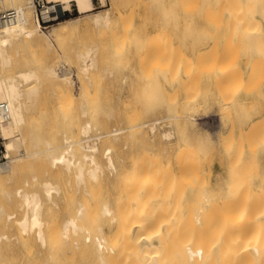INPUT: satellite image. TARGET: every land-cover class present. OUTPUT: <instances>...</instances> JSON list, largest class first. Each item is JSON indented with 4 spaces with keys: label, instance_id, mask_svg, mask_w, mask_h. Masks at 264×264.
<instances>
[{
    "label": "rangeland",
    "instance_id": "374dc122",
    "mask_svg": "<svg viewBox=\"0 0 264 264\" xmlns=\"http://www.w3.org/2000/svg\"><path fill=\"white\" fill-rule=\"evenodd\" d=\"M5 1L7 2L8 0ZM5 1L3 0L0 1V11L6 9L4 7H9L8 6L9 4H6ZM18 1L21 2L22 4H26L27 2L26 0H21V1L18 0ZM104 1L105 2L103 3L101 0H92V2H94L93 9L88 13H84V14H79L75 3L71 2V7L74 8L75 13L67 18L80 15L79 20L74 21L73 23L68 25L65 33L59 38L53 37L50 43L42 40L37 45H34L35 49L33 47L32 48L29 47L28 49L26 48L24 51H22L23 53H21V56L17 55L19 57L16 56L14 57L15 59L14 67L12 68L11 72L26 67H32L30 65H33V67L36 66L38 67L50 59H52V61L55 63L57 67L58 65L60 67L62 65V67H64L70 73V74L68 73V77L71 81L70 86L72 89V93L69 94L67 93L68 95L67 94L60 95L54 90V86L50 82V80L44 79L42 80V83L39 86L36 96H32L31 98L27 97L29 100H26L27 98L26 96H24V100L26 101V110H25L24 122L20 126V133H22V135L24 136L25 143H23L24 145H21L20 148L21 149L25 148L23 149V151L26 150L25 152L29 153L31 157L28 155L23 158V160L20 162L22 163V166L19 169V172L18 171L16 172V176H13L12 179H8V180L4 179V181L1 182L0 191L1 189L7 187L9 190L13 192L14 195L12 199L15 200L12 201L10 210L13 212H15L16 210L18 211L12 213L13 216L11 215L10 219H17L18 216L21 217L22 216L21 214L22 213L24 214L25 212L29 213V209L26 208L25 205H23L21 195L17 193V190H21L22 193L24 191L30 193L36 191L42 202L43 217H45V219L50 221L51 220L53 221L58 218L59 220L61 219L60 220L61 222L62 220L64 221V219L68 218V216L74 212V209L80 204L79 202L82 201L81 203L85 204L86 203L85 200L88 203L86 204L88 210L91 209V205H94L93 200L96 201L95 206L97 208L98 205L104 204V202L105 203L108 202L107 204L111 206L114 204L113 202H115V198H117L118 195L123 190L122 185L120 187V183L118 182L117 179L118 174L121 173L120 171H122V169H124L123 171L129 170L130 168L129 165H131L130 162L140 160L142 154H143V161L147 159V162H149L150 164H152L151 162L155 161L156 165L158 166V169H160L159 172L155 163L153 162V164L155 165L154 166L152 164L154 167L153 179L154 178H155L154 180L157 179L155 182L160 181L159 178L163 179V181L161 180L162 182L157 183V187L160 189V191H162V193L160 192V197H162L161 200L164 201L166 199V201L161 202L160 204L166 206L168 209L165 212L171 211L170 212L171 215L181 214V217L178 218L180 220H183L181 219L183 218L182 214L184 215L188 213L189 209L194 204L197 205L199 203L195 201L196 194L198 195L196 200L199 201L200 200L199 198L203 197L202 195L206 196L207 193H208L207 196H212L214 194L213 195L215 198L214 202H216L214 204L215 205L217 204L220 207H223L221 205L226 203L229 208L235 209L240 204L239 200L240 199L244 200L245 197V201H248L255 207H258L264 213L263 211L264 210V205H263L264 204V195H263L264 194V182H263L264 181V141L258 143L255 142V139L257 141L258 140L260 141V138L261 140H264L261 137V134H264V129H263L264 128V121H263L264 120V69L262 75H259V77H256V79H253L254 81L256 80L255 84L253 82H252L253 84H251L252 80H249L250 82L249 84V82H247L248 81L247 78H244L245 80L244 79L238 80L236 78L233 79L234 81L232 80L233 83L235 82V80L236 82L243 80L244 83L243 81L240 82L243 83V85L240 84L241 85L240 87H239V83L238 86L236 84L234 86L235 87L234 89L232 88L234 84L232 85V83L230 84L226 80L225 84L227 86L225 85L224 87H226L227 89H225L226 90L225 94L224 93L222 94V92L224 91L222 92L220 91V88L222 89V87H220L222 86L220 85V82L224 84L225 82L224 78L217 77L220 78L218 80L214 75L208 74L207 65L209 64L208 62L213 60L212 59L213 57H211L210 60V55H214L212 54L213 53L212 50L215 51L216 48L217 51L216 53H219L218 51L220 48V50L222 49L223 51V48H221L223 44L222 42H224V40L226 42L227 39L233 37V35L235 36L234 31L229 30L230 31L229 33L228 30L224 31L222 29L223 30L222 31L220 28L213 29V27H209L211 29L210 30L208 26H206L207 27L206 28L205 26L203 27V25H200L198 18H194L192 19V21L186 24L185 21L181 18V16L178 15L176 12L174 13V11L172 10L173 9L172 0H104ZM40 2L42 3L43 0H40ZM33 4L37 10L41 8L39 5H36L37 0H33ZM254 7L257 11L256 10L252 11L251 5H248L249 12L247 11L248 12L247 15L249 17V20L250 18L253 19L255 18L256 20L258 19V21L263 24L264 23L263 17L261 15L259 6L255 5ZM28 10L32 15V8L29 7ZM258 11H260V13ZM96 12L102 14L108 12L111 22H109L106 25L95 24V22L92 20H93V15ZM155 20H158L161 23L159 28L155 29V28L145 27L147 22L155 21ZM54 22L56 21L43 22V20L41 19V24L43 28H48V26ZM176 24L178 26H176ZM217 29L218 30L220 29V31L222 32H219ZM262 29H264V25H262ZM209 31L212 35L209 33ZM228 33L229 35H227ZM239 34H240L239 40L245 42L247 38V40H249L247 41V44L250 45L251 47V48L249 46L246 47V43H244L245 44L244 46L245 48H244L241 45L242 43L240 44L241 45L240 46L239 41L237 39L236 40L234 39L235 41H238V44L236 43V45L237 46L239 45L238 47L235 46L238 52H236L235 50L234 51L236 52L237 55H240L241 53L242 55L241 57H243L245 56V52H244L245 50L246 52L252 51V48L255 44L254 42L255 38L251 33H249L250 35L249 34L245 35L242 33ZM263 34H264V30H263ZM214 39H216V41ZM230 40L231 38L228 41L230 42ZM144 41L149 42V47H148L149 50L148 49L145 50V48L143 49L141 47ZM211 43L214 45H212ZM209 46L210 48L208 49ZM89 47L94 49L95 65L94 67L90 68L88 73H84L81 71L82 58L80 55L84 53L85 50ZM229 47H230L229 49H232L230 45ZM42 48L44 50H42ZM152 48H153V53H151ZM226 49L228 51V48ZM143 52H145L146 54ZM203 52H205V56L207 55L209 56L208 58L209 60H206L207 57L205 58ZM230 52H233V49ZM142 54L144 55L142 56ZM152 54H154L153 59L151 58ZM199 55L200 57H204V59L208 61L204 68H203L204 65L202 63L203 59L199 58L198 60H196ZM45 56H47L48 58L46 59ZM20 57L22 60L19 59ZM22 57L26 58V60ZM244 59L245 58H241V61H244ZM16 60L19 61L15 62ZM157 60H161V61L157 62ZM199 60H200V64H199ZM165 61L168 62L164 63ZM184 61L188 63H185ZM206 61H204V63ZM162 63H164L165 65H163ZM19 64L22 66H19ZM156 65H158V68H161L160 65L161 66L163 65L164 67H162L160 71V69H158ZM177 65H179V67H177ZM192 65H194L195 68ZM166 68L168 70H166ZM170 68L171 69L174 68V70L173 69L170 70ZM193 68L195 70H193ZM145 69L148 73H145L146 72ZM243 72L245 75V71ZM150 73L151 76L149 75ZM145 75H147L149 78L148 79L145 78L146 77ZM153 77L157 78L155 79V81H157L156 83L157 86L155 87L156 89L154 90V94L152 90L154 89ZM175 77H177V79ZM186 77L188 78L186 79ZM143 78L144 80H142ZM80 79L82 82L80 81ZM184 80L186 81L188 80V81L186 82ZM188 82L191 83L190 85L192 86L191 88L193 90L188 89V87L190 86ZM80 83L84 86L85 90L87 89L86 91L84 90L85 92L81 90L82 87ZM184 83L187 86H185ZM247 84L249 85L247 86ZM26 85L27 84L23 85L22 88L23 90H25V88L27 87ZM158 86H160V88ZM244 86H246L245 88L250 87L251 90L245 89ZM228 90H231V92ZM188 91L190 93L193 91L196 92L197 101H194V104L193 102H190L189 101L190 99L187 97L189 93ZM228 92H230L231 94L233 93V99H232L233 101L230 103V105L223 103V98L227 94H229ZM170 93L171 95L174 94L176 95H174L172 98V96H170ZM168 95L171 97V99L167 97ZM223 95L225 96L223 97ZM235 98L236 101H234ZM171 100L173 101L171 102ZM233 103L235 106L233 105ZM231 104L233 108L230 107ZM250 104L252 106H250ZM254 108H257V110L256 109L254 110ZM173 110H175L176 112ZM169 116H171L172 118ZM174 116L177 118H175ZM185 116H187V119H185L186 118ZM157 118L158 120L155 124V129L151 131L149 129L150 128L149 122ZM86 121H90L91 123V128L88 134H86L91 136L88 138V141L91 143L94 141V143H96V146H98L97 157L103 166L102 170L98 172L99 178H96V180L94 179L95 181L91 180L92 177L89 174L87 175V170H86L88 169L87 163L84 165L83 168L84 171L82 174L83 177L82 176L79 177L76 175L79 171L77 168L78 165L72 164L70 167H67L63 162H58L57 164L54 165H52L50 162L49 153L51 154L52 151L59 152L60 150H62L60 145L65 144L67 137H72V140H81L86 136L85 134L82 133V126ZM182 123H184V125ZM257 124H259V127L262 126V128H259ZM134 126L136 128H134ZM116 128H123V129L119 133L116 134L111 133ZM246 129L247 131H245ZM248 129H250L251 131ZM259 129H261V131ZM257 130L259 131V133ZM167 131L171 132L172 137L170 136V138L167 137L165 138V136H163L164 132ZM229 133H232V135L230 134V137H229ZM254 134L255 136H253ZM246 136L247 138H245ZM231 137L233 139L230 141L229 139H231ZM38 138L40 139V141L37 143L36 139ZM168 139L169 140L172 139V140L169 141ZM182 139L185 142H188L189 145L192 142L194 143V144L192 143L189 146L190 150L192 151H189L187 143H185ZM219 139L220 140L222 139L224 141L222 140L220 141ZM176 141H179L180 143L179 142L177 143ZM248 144L254 145L253 146L254 150L251 149L252 145H250L251 147L250 146L248 147ZM47 145L48 147H50L51 145L60 146V147L55 150H49L43 153H36V154L32 153V151L36 152L37 150H41V149L43 150L47 148ZM108 145L110 146L113 145L111 154L115 160L117 159L115 161V164L116 162L118 163L116 164V170H113L108 166L106 155L102 154L104 148L107 147ZM141 146L143 149L141 148ZM240 146L242 147L241 150L240 148H238ZM193 147H195L197 152L200 151L201 154L199 152L197 153ZM258 147L261 149H259ZM185 148H187L186 149L187 153L185 154L184 159L181 160V162L179 161L180 162L179 164L174 159V154L175 152H178ZM169 151L170 154H167L169 153ZM190 152L193 154L192 156L194 158L191 156ZM206 152L208 153L211 152L210 154L212 156H209V154ZM236 152L239 153L238 154L239 156L237 155ZM146 153L148 154L147 156ZM15 154H16L15 151L10 152L11 156ZM170 155L173 156L170 157ZM204 155L207 156L205 157ZM208 156L210 157L208 160H203V159H207ZM78 157L79 155L77 153L73 158L76 161ZM151 157H153L154 159ZM188 157H190L191 159ZM167 159H169L170 162ZM165 160H167L168 162ZM250 160H254L253 161L254 163ZM123 161L125 162L126 165H124ZM166 162L168 164H166ZM246 162H248V164ZM249 162H251L252 165H250ZM164 163L167 166H164L165 165ZM189 163L190 165H186ZM192 165H196L197 170L194 171L193 168L195 169V166L193 167ZM255 165L257 166V168ZM125 166L127 167L125 168ZM254 168L257 170H254ZM145 169H143V172H147L149 170L147 168ZM189 169L190 171H188ZM247 169L248 171L250 170V172H248L247 176L245 175L244 177V173ZM161 172L162 174L164 173V175L161 176L160 174ZM193 172H196L194 175H197L198 173L201 172L202 173L201 175L199 174L196 176L197 179L194 178L193 180L192 179ZM145 174L146 173H143V175ZM84 176H86L89 179H87ZM77 177L82 178L84 182L86 179V182L83 183L82 180L81 179L79 180V178ZM199 177L200 178L202 177L201 179L202 181L199 179ZM236 177H239V179ZM47 180H49V182L52 181L51 184L52 185L55 184V187L57 188V192L55 190L56 188L54 189L55 192L54 190L51 192L50 199L49 196L43 193V189H42V181H47ZM78 181H80L79 184ZM98 181L102 182L103 184L99 183ZM155 182L152 181L151 185H153V183ZM182 182H184L183 185H180L182 184ZM215 182L217 185H215ZM231 184L232 187L234 186L233 188L231 187ZM226 186L228 187V189ZM238 186L240 187L238 188ZM83 187L86 188L84 189ZM235 187L238 188V190ZM91 188H93V190ZM244 188L247 189V191L244 190ZM204 190H206V192ZM260 190L261 193L258 194ZM91 191L92 193H94V191L97 192L96 198H94L96 196L95 193L92 194ZM113 191H115L116 195H113L114 193ZM234 191L235 192L238 191V192L235 193ZM245 191L247 192L248 196L247 194L243 196V193L244 194L246 193ZM102 192H104V194H101L100 196V193ZM202 192L205 193L203 194ZM168 193L169 195H167ZM87 194H90L91 198ZM230 194L232 196H230ZM261 194L263 195V197L261 196L263 200L260 197ZM86 196L89 198H87ZM83 197L86 199H84ZM104 197L106 198V200L104 199ZM259 198L261 201H263V204L260 202ZM82 199L84 200V202ZM102 199L104 200V202L102 201ZM99 201L102 202H100L99 204ZM193 201H195V203ZM172 202L176 204L172 205ZM254 202L257 204H255ZM226 204H224V206ZM179 206H180L179 208L180 211L177 210ZM25 208L27 211H25ZM92 208H94V206ZM173 212L174 214H172ZM101 218L103 221L102 226L100 224V220L98 219V217L97 219L99 220V224H97L98 222L95 223V220L97 219L95 218V220H93L94 218L92 217L90 221H88L89 219L85 218L84 223L86 226H89L90 228H93L90 226V222H92L91 224H94L96 226L93 228L94 234H97L98 232L100 233V231H102L107 236H110L111 231L113 229V225L112 223L109 222L108 216L105 217L100 216V219ZM174 220L176 221L177 218ZM180 220H178V222H181ZM109 223L111 225H109ZM97 225H99L98 226L99 228H97ZM6 229L7 230L9 229L8 226H6L5 230ZM25 234L26 233L23 232V235ZM33 236L34 235H32V237ZM32 237H28V239H23L22 240L23 244L20 243L21 242L20 240L17 241L13 240L12 241L13 244L11 243V245H9L7 249H5L6 251L3 250L2 252H0V256L4 257L5 255L4 258H6L5 262L7 264H9L10 262H11L10 264L12 263L16 264V262H18L17 264H26V262L27 264H30L32 260L31 258L35 254L34 249H36L35 255H37L38 253H40L39 255H42V251L44 250V247H41L39 241L35 237L34 239ZM34 242L38 244L35 245ZM29 246L30 247L32 246L30 250H28ZM39 246L41 247V250ZM21 252L22 254L24 253L26 257L22 255ZM10 254L13 256L12 258H10L11 257ZM17 256H20V258L18 259L19 261L17 260L18 258ZM15 258L16 261L13 262ZM20 260L23 261H21L20 263Z\"/></svg>",
    "mask_w": 264,
    "mask_h": 264
},
{
    "label": "bare ground",
    "instance_id": "6f19581e",
    "mask_svg": "<svg viewBox=\"0 0 264 264\" xmlns=\"http://www.w3.org/2000/svg\"><path fill=\"white\" fill-rule=\"evenodd\" d=\"M0 1H2V0H0ZM3 1H5V0H3ZM17 1L18 0H8L7 2L5 1L6 4H9L8 5L9 7H4V8H6L4 10L15 9L17 11V15L11 22L5 23V24L0 26V102L4 101L8 104L9 113H10L9 119L4 124H2V126L0 128L2 135L6 139L5 140L6 153H7L8 157L10 158V161L8 164H6V165L0 164V185H1V182L4 181V179L8 180V179H12L13 176H16V172L17 171L19 172V169L22 166V163H20V162L23 160V158L25 156H28V155L30 156L29 153L25 152L26 150L23 151V149H25V148H23V147H22L23 149L20 148L21 145H24L23 143H25L24 142L25 141L24 136L22 135V133H20V126L24 122L25 110H26V101L24 100V96H26V98L27 97L31 98L32 96H36L38 89H39V86L42 83V80H44V79H49L50 82L54 86V90L57 93H59L60 95L72 93V89L70 86L71 81L68 77L69 72L64 67H62V65H61V67L59 65L57 67L55 65V63L52 61V59H50V60L44 62V64H42L41 66H38V67L37 66L33 67V65H30L32 67H26L25 66L26 68L18 69V70H15L14 72H11L12 68L14 67V60H15L14 57L15 56L19 57L17 55L21 56V53H23L22 51H24L26 48L28 49L29 47L34 48V45H37L42 40L50 43L53 37L59 38L60 36H62L65 33L68 25H70L74 21L79 20L80 15L75 16V17L65 18L62 20H58V21L50 24L48 26V28H43V26L41 24V19L47 20V19L51 18L52 14H51L50 10H51L53 2L62 3L63 6L67 9L70 8L71 2H74L76 7H77V11L79 12V14L88 13L89 11H91L93 9L92 0H43L42 7L39 10H37L36 7L34 6L33 0H26L27 1L26 4H22L21 2H19V1L17 2ZM101 1L103 3L105 2L104 0H101ZM172 3H173L172 4L173 9L172 10L174 11V13L176 12L178 15H180L186 24L188 22L192 21V19L198 18L200 25H203V27L208 26V28L213 27V29L220 28L221 30L223 29L224 31L228 30L229 33H230V31H234L235 36L233 35V37H230L231 38L230 42L228 41L230 38L229 39L226 38L227 41L225 42V40H224V42H222L223 44H222L221 48H223V51H222V49L220 50V48L218 51L219 53H216L217 52L216 48H215V51L212 50L213 51L212 54H214L215 56L210 55V60H211V57H213L212 58L213 60H211L210 62L206 61V60H209L208 59L209 56L207 55V53H206L207 56H205L206 51L203 52L205 58L207 57L206 60L204 59V57H200V55L196 59V60H198L199 58L203 59V62H202L204 65V66L202 65L203 68L205 67L207 62L209 63L207 65L208 67L206 66L208 74L214 75L216 78L217 77H223L224 78V80H225L224 84L220 82V85H222V86H220V87H222V89L220 88V91L221 92L224 91V92H222V94L223 93L225 94V91H226L225 89H227L226 87H224L226 85L225 84L226 80L230 84L231 83H232V85L234 84L233 87L230 85L234 89H235L234 86L236 84L238 86V83H239V87H240L241 86L240 84L243 85V83H244L243 80H242L243 83H240L242 81L236 82V80L233 83V81H234L233 79H236V78L238 80L247 78L248 79V81L246 79L247 82H249V80H252L251 84H253V83L255 84L256 80L254 81L253 79H256V77H259V75H262V72L264 69L263 68V66H264V38H263L264 34H263V30L264 29H262V25H264V23L262 24L261 22L258 21V19L256 20L255 18L254 19L250 18V20H249L247 13L249 12L248 11V5H251L252 11L253 10L255 11L256 9L254 6L258 5L259 9L261 11V15L263 17V22H264V0H172ZM29 7L32 8V15L30 14V12L28 10ZM253 7H254V9H253ZM1 11H3V10H1ZM260 11H258V12L260 13ZM250 13H251V11H250ZM251 19H252V21H251ZM92 21H94L95 24H99V25L100 24L106 25L109 22H111L109 15H108V12H105L104 14L99 13V12L94 13ZM160 25H161V23L158 20H155V21L147 22L145 27L157 29L160 27ZM176 26H178V25L176 24ZM191 26H193V25H191ZM81 28H84V27H81ZM200 29H202V28H200ZM220 29L219 30L217 29V30L219 32H222L223 30L220 31ZM70 33H71V31H70ZM209 33H210V31H209ZM229 33L227 35H229ZM239 33H242L245 35L251 33L253 35V37L255 38V39L253 38L255 44L252 48V51L246 52V50L245 51L243 50L245 52V56H243V57H241L242 56L241 53H240V55L236 54V52H238V50H236V47H238L241 43H242L241 45L243 47L245 46L244 43H246V47L247 46L250 47V45L247 44V41H249V40H247V38H246L245 42H242V40H239V36H240ZM245 35H243V36H245ZM252 35H251V38H252ZM211 38H212V36H211ZM234 39L235 40L237 39L239 41L238 46L236 45V43L238 44V41H235ZM240 39H242V38H240ZM214 40L216 41V39H214ZM234 41H235V43H234ZM145 42L146 41L143 42L141 47L143 49L145 48V50H146L149 47V42L148 41L146 43ZM225 43H228V44H225ZM232 43H233V45H232ZM204 44H207V43H204ZM211 44H210V46H211ZM212 45H214V44H212ZM229 45L232 47L233 52H230L232 49H229L230 48ZM210 46L208 47V49L210 48ZM226 48H228V51ZM257 49H259V50H257ZM42 50H44V49L42 48ZM141 53H142V51H141ZM143 53H145V52H143ZM151 53H153V48H152ZM143 55L144 54H142V56ZM153 55L154 54H152V57L150 56L152 59L154 58ZM80 56L82 58L81 71L84 73H88L90 68L94 67V65H95L94 49L89 47ZM192 57H193V55H192ZM22 58H24V57H22ZM45 58L47 59L48 57L45 56ZM178 58H179V56H178ZM241 58H245L244 61H241ZM19 59H21V57ZM24 59L26 60V58H24ZM18 61L16 60L15 62H18ZM148 61H150V60H148ZM158 61H161V60H157V62ZM204 61H206V62L204 63ZM154 62H156V61H154ZM166 62H168V61H165L164 63H166ZM184 62L188 63L186 61H184ZM164 63H162V64L165 65ZM174 64H176V63H174ZM199 64H200V60H199ZM163 65L162 66L160 65V67L161 68L164 67ZM167 65H169V64H167ZM19 66H22V65L19 64ZM192 66H194V65H192ZM156 67L158 68V65H156ZM177 67H179V65H177ZM161 68H158V69H160V71H161ZM194 68H195V66H194ZM194 68H193V70H195ZM172 69L174 70V68H172ZM172 69L170 68V70H172ZM166 70H168V69L166 68ZM177 70H178V68H177ZM145 71H146V69H145ZM243 71H245V75H244ZM172 72H174V71H172ZM145 73H148V72L146 71ZM149 75L151 76V73ZM145 76H146L145 78H147V79L149 78L147 75H145ZM153 78H154V89H152V90H153V94H154V90L156 89L155 87L157 86L156 85L157 81H155V79H157V78H155V77H153ZM175 78L177 79V77H175ZM187 78L188 77H186V79ZM189 78H190V76H189ZM217 79L219 80L220 78H217ZM142 80H144V78ZM166 80H167V77H166ZM80 81H81V79H80ZM184 81H186V80H184ZM185 83H184V85H185ZM24 84H27L26 85L27 87L25 88V90L22 89ZM190 84L191 83H189V85ZM245 84H246V82H245ZM249 84H250V82H249ZM249 84H247V86ZM194 85H195V83H194ZM185 86H187V85H185ZM254 86H257V85H254ZM81 87H82L81 90L84 91L85 89H84V86L82 84H81ZM158 87L160 88V86H158ZM191 87L192 86L190 85L188 87V89L191 90L192 89ZM223 87H224V89H223ZM231 87H229V88H231ZM245 87L246 86H244V88ZM250 87H251V85H250ZM250 87L245 88V89H250ZM149 88H148V91H149ZM151 88H153V87H151ZM255 88H257V87H255ZM162 89H164V88H162ZM194 89H196V88H194ZM197 90H195V91H197ZM195 91H193L191 93L189 91H188L189 93L187 92L188 93L187 97L190 99L189 100L190 102H193V104H194V101H197ZM228 91L231 92V90H228ZM257 91H258V89H257ZM230 92H228L229 94H227L226 96L223 95V97L225 96L224 98L222 97L224 104L230 105V103L233 101L232 100L233 99V93L231 94ZM258 93H259V91H258ZM255 94H257V93H255ZM174 95H176V94H174ZM174 95H171V93H170V96H172V98ZM170 96L168 95L167 97L171 99ZM28 98L26 100H29ZM236 98L234 101H236ZM172 101L173 100H171V102ZM190 104H192V103H190ZM233 105H234V103H233ZM243 105H245V104H243ZM250 106H252V105L250 104ZM230 107H232V104ZM190 108H191V106H190ZM255 109L257 110V108H254V110ZM171 110H172V108H171ZM219 110H221V109H219ZM173 111H175V110H173ZM255 112H257V111H255ZM246 114H248V113H246ZM169 117H171V116H169ZM185 117H186L185 119H187V116H185ZM175 118H177V117H175ZM157 120H158V118L149 122V124H150L149 129L151 131L153 129H155V124H156ZM246 120H247V118H246ZM182 124L184 125V123H182ZM231 125H232V123H231ZM235 125H236V123H235ZM257 126L259 127V124H257ZM90 128H91L90 121H86L84 123V125L82 126V133L85 135L88 134ZM134 128H136V127L134 126ZM259 128H262V126ZM122 129L123 128H116L113 131L111 130L112 131L111 133H113V134L119 133ZM180 129H181V127H180ZM238 129H239V127H238ZM250 129H251V126H250ZM250 129H248V130H250ZM259 130L261 131V129H259ZM245 131H247V129ZM228 132H227V134H228ZM258 133H259V131H258ZM133 134H134V131H133ZM230 134L232 135V133H229V137H230ZM243 134H246V133H243ZM171 135H172L171 132L167 131V132H164L163 136H165V138L166 137L170 138ZM258 135H260V134H258ZM97 136H100V135H97ZM253 136H255V134ZM89 137H91V136L86 135L81 140H72V137H67L65 144L60 145L62 150H60L59 152H55V151L53 152L52 151L51 154L49 153L51 164L54 165V164H57L58 162H63V163H65V165L67 167H70L72 164L78 165L77 168L79 171L76 175L81 177L83 172H84L83 171L84 165L87 163L88 164V169H86L87 175L89 174L93 178V179L91 178V180H94V179L96 180V178H99L98 172L102 170L103 166L97 157L98 146H96V143H94V141L92 143L89 142L88 141ZM178 137H179V135H178ZM223 137H226V136H223ZM261 137L264 139V134H261ZM245 138H247V136ZM178 139H180V138H178ZM232 139L233 138L231 137V139H229V140L231 141ZM36 140H37V143L40 141L39 138ZM171 140H169V141H171ZM245 140H247V139H245ZM222 141H224V140H222ZM261 141H264V140H261V138H260V141L259 140L257 141L255 139V142H257V143L261 142ZM176 142L178 143L179 141H176ZM217 142H219V141H217ZM246 142H248V141H246ZM185 143H187L189 151H192V150H190L189 146L193 142L190 143V145L188 142H185ZM257 143H255V144H257ZM39 145H40V143H39ZM239 145H241V144H239ZM250 145H252V144H250ZM250 145L248 144V147ZM60 146H55V145L52 146L51 145L50 147H48V145H47V148H45L43 150L42 149L37 150L36 152L32 151V153L33 154L43 153V152H46L49 150H55V149L59 148ZM112 146L108 145L107 147H105L102 154L106 155V160H107L108 166L111 169L116 170V164H118V163L116 162V164H115V161L117 159L115 160L112 157V154H111ZM142 146H141V148H142ZM253 146L254 145H252V148H251L252 150H254ZM178 148H181V147H178ZM193 148L195 149V147H193ZM238 148H240V150H241L242 147L240 146ZM186 149L187 148L182 149L178 152H175V154L172 153V154H174V159L179 164H180L181 160L184 159L185 154L187 153ZM259 149H261V148H259ZM12 151H15L16 154L11 156L10 152H12ZM145 151H148V150H145ZM215 151H217V150H215ZM196 152H197V150H196ZM198 152L200 153V151H198ZM77 153H78L79 157L75 161V159L73 157ZM157 153H158V150H157ZM193 153H195V152H193ZM206 153H208V152H206ZM210 153L211 152L208 153L209 156H212ZM253 153H254V151H253ZM167 154H170V151ZM238 154L239 153H237V155ZM147 155L148 154L146 153V156ZM192 155L193 154L191 153V156ZM199 155H198V157H199ZM234 155H235V152H234ZM132 156H131V158H132ZM172 156L170 155V157H172ZM204 156L206 157L207 155H204ZM209 156L207 159H203V160H208L210 158ZM153 157H154V155H153ZM153 157H151V158H153ZM252 157H254V156H252ZM188 158H190V157H188ZM232 158H233V156H232ZM165 159H166V157H165ZM130 160H132V159H130ZM148 160H149V158H148ZM167 160L169 161V159H167ZM167 160H165V161H167ZM151 161H153V160H151ZM250 161L253 162L254 160H250ZM12 162H13V164H12ZM153 162L155 163V161H153ZM153 162H151V163L153 164ZM167 162H166V164H168ZM130 163H131V165H129V167H130L129 170L123 171L124 169H122L123 172L120 171L121 173L118 174V178L115 176L118 179V182L120 183V187L122 185L123 190L118 195V197L115 198V202H113L114 203L113 205H111V206L108 205L107 204L108 202L105 203L104 200L102 199L104 204H100V202H102V201H99V204L102 206L98 205V208H97L95 206L96 201L93 200L94 205H91V209L88 210L86 207V204H88L87 201L85 200V202H86L85 204L81 203L82 202L81 201V202H79L80 203L79 205L77 204L78 206L74 209V212L73 213L71 212L72 214L69 213L70 215L68 216V218L64 219V221L62 220V222L60 221L61 219L59 220V218L55 219L53 221L52 220L50 221V220L45 219V217H43L42 202H41L39 195L36 191L31 192V193L24 191L22 193L21 190H17V193L21 195L22 203H23V205L26 206V208L29 209V213L25 212V211H27L25 208V211H24L25 213L24 214L22 213L21 217L18 216L17 219H10L11 218L10 216L12 215V213L18 212L17 210L15 212L10 210L12 201L15 200V199H12L14 195H13V192L11 190H9L7 187L1 189V191H0V194H1L0 195V252L7 249V247L9 245H11L13 240H16V241L20 240L21 242L20 241L19 242L23 244V241H22L23 239H28V237H32V235H34L32 238L34 239V237H35L39 241V244L41 245V247H44V250L42 251V255H39L40 253L35 255L36 249H34L35 254L31 258L32 260H31L30 264H264V213L258 207H255L250 202L245 201V197H244V200H242V199L239 200L240 204L235 209H231L227 206L226 203H224V204H226L225 206H224V204L221 205L223 207H220L219 205L216 204L217 206H219V207H217L214 204V203H216V202H214V200H215V198L213 196L214 194L212 196H207L208 193L206 194V196L202 195L203 197H200L199 201L196 200L198 197V195L196 194L195 201H197V203L198 202L199 203L197 205H195L194 204L195 201H193L194 205L189 209L188 213H186L184 215L182 214L183 218H181V219H183V220H180L178 218L181 217V214L171 215V213H170L171 211L165 212L168 208L166 206L160 204L161 202H165L166 199L164 198L165 199L164 201L161 200L162 197H160V192L162 193V191H160V189L157 187V183L162 182L163 179L159 178L160 181H157V182H155L157 179L156 180H154L155 178L153 179V177H154L153 165L154 164L152 165L149 162H147V159L143 161V154L141 155L140 160L132 161ZM197 163H198V161H197ZM246 163L248 164V162H246ZM166 164L164 166H167ZM169 164H171V163H169ZM181 164H183V163H181ZM191 164H192V161H191ZM249 164L252 165L251 162H249ZM18 165H19V167H18ZM124 165H126L125 162H124ZM155 165H156V163H155ZM186 165H190V163L186 164ZM196 165H192L193 167L195 166V169L192 167L194 171L197 170L196 168L198 165L197 166ZM126 167L127 166H125V168ZM156 167L158 169L157 165H156ZM145 168H147L149 170L147 172H143V169H145ZM256 168H257V166H256ZM158 170L160 172V169H158ZM254 170H257V169L254 168ZM145 171H146V169H145ZM180 171H182V170H180ZM188 171H190V169ZM248 172H250V170L248 171V169H247L245 171L246 174L244 173V177H245V175L247 176ZM100 173H102V172H100ZM143 173H146V174L143 175ZM171 173H173V172H171ZM195 173L196 172H193V174H192L193 180H194V178H196L197 175H199V174L201 175L202 172L198 173L197 175H194ZM155 174H156V172H155ZM160 174H161V176L164 175V173L162 174V172ZM157 175H158V173H157ZM189 176H190V174H189ZM79 177H77V178H79ZM84 177H86V176H84ZM164 178H165V176H164ZM176 178H175V180H176ZM236 178L239 179V177H236ZM80 179L82 180V178H79V180ZM87 179H89V178H87ZM199 179L201 180L202 177L201 178L199 177ZM260 179H261V177H260ZM49 180L42 181V189H43V193L46 194L47 196H49V199H50L51 192L56 187H55V184L52 185L51 184L52 181L49 182ZM234 180H235V178H234ZM152 181L155 182V183H153V185H151ZM82 182L85 183L86 179H85V182H84V180H82ZM197 182H199V181H197ZM216 182H215V185H217ZM238 182H241V181H238ZM79 183H80V181H78V184ZM99 183L103 184L102 182H99ZM174 183H177V182H174ZM183 183L184 182H182V184H180V185H183ZM197 184H199V183H197ZM243 184H245V183H243ZM261 184H263V183H261ZM244 186H246V185H244ZM231 187H232V184H231ZM239 187L240 186H238V188ZM238 188H236V189L238 190ZM91 189L93 190V188H91ZM227 189H228V187H227ZM55 190L57 192V188ZM55 190H54V192H55ZM88 190H90V189H88ZM244 190L247 191V189H245V188H244ZM261 190H260V192H258V194L261 193ZM95 191H97V190H95ZM95 191H94V193L96 195L97 192H95ZM204 191L206 192V190H204ZM113 192H114L113 195H116L115 191H113ZM205 192H202V193L204 194ZM213 192H214V190H213ZM237 192L238 191H236L235 193H237ZM84 193H85V191H84ZM91 193H92V191H91ZM94 193H92V194H94ZM197 193H199V192H197ZM101 194H104V192L100 193V196H101ZM231 194H230V196H232ZM246 194H247V192L245 194L243 193V196H245ZM87 195L90 196V194H87ZM105 195H106V192H105ZM167 195H169V193ZM263 195L261 194L260 197L261 196L263 197ZM247 196H248V194H247ZM96 197H97V195L94 198H96ZM167 197H169V196H167ZM262 197H261V199L263 200ZM87 198H89V197H87ZM90 198H91V196H90ZM106 198H107V196H106ZM106 198L104 197L105 200H106ZM240 198H242V197H240ZM84 199H86V198H84ZM113 199H114V196H113ZM113 199H112V201H113ZM234 199H237V198H234ZM251 199H250V201H251ZM100 200H101V198H100ZM259 200H260V198H259ZM257 201H258V199H257ZM83 202H84V200H83ZM260 202L263 204V201L260 200ZM175 204L172 202V205H175ZM255 204H257V203H255ZM93 206H94V208H92ZM173 207H175V206H173ZM179 208H180V206L178 207L177 210L180 211ZM45 210H47V209H45ZM177 210H175V211H177ZM165 213H167V214H165ZM99 214H101V215H99ZM102 214L104 217L108 216L109 222L112 223V225H113V229L111 231L110 236H107L102 231H100V233L97 231L98 233L94 234L93 228L96 226L94 224H91L92 222H90V226L93 227V228H90L89 226H86L84 223L85 218L89 219L88 221H90L91 217L94 218L93 220H95V218L97 219V217H98V219L100 220V224L102 226L103 221H102V218L100 219V216L103 217ZM172 214H174V212ZM176 218H177V220L175 221L174 219H176ZM98 219L95 220V223L98 222L97 224H99ZM184 219H185V221H184ZM103 220H104V218H103ZM178 220H180L181 222H178ZM110 223H109V225H111ZM6 226H8V228H9L8 230L6 229L7 231L5 230ZM98 226L99 225H97V228H99ZM23 232L26 233L25 234L26 236L23 235ZM67 239H68V241H67ZM20 243H19V245H20ZM34 243H35V245L38 244L36 242H34ZM35 245H34V247H35ZM31 247L29 246L28 250H30ZM41 247H40V250H41ZM66 248L68 250L69 249L70 250L68 251ZM12 249H13V247H12ZM22 250H23V247H22ZM21 254H22V252H21ZM21 254H18V255H21ZM22 255H24L26 257V255L24 253ZM4 257H5V255H4ZM4 257L0 258V264H7L5 262L6 258H4ZM12 257L13 256L11 255L10 258H12ZM17 257H18L17 258V260H18L20 258V256H17ZM22 259H24V258H22ZM14 261H16V258L13 260V262ZM21 261H23V260H20V263H21ZM17 263L18 262H16V264ZM26 264H27V262H26Z\"/></svg>",
    "mask_w": 264,
    "mask_h": 264
},
{
    "label": "built area",
    "instance_id": "2783aa9c",
    "mask_svg": "<svg viewBox=\"0 0 264 264\" xmlns=\"http://www.w3.org/2000/svg\"><path fill=\"white\" fill-rule=\"evenodd\" d=\"M40 7H42V3L40 2V0H37V4ZM40 9V8H39ZM52 16L50 19L47 20H43V22H53V21H58L61 19H65L71 15H73L74 12V8H69L66 9L64 8L63 5H61L58 2H53L52 3V7L50 10ZM17 15V11L15 9H7V10H3L0 11V26L11 22ZM10 117V113H9V107L8 104L4 101L0 102V128L2 126V124H4ZM5 137L2 135L1 131H0V164L1 165H6L9 163L10 158L8 157L7 153H6V147H5Z\"/></svg>",
    "mask_w": 264,
    "mask_h": 264
},
{
    "label": "crops",
    "instance_id": "0c3cea01",
    "mask_svg": "<svg viewBox=\"0 0 264 264\" xmlns=\"http://www.w3.org/2000/svg\"><path fill=\"white\" fill-rule=\"evenodd\" d=\"M94 3V2H93ZM61 5H63L62 3H60ZM70 7H71V5H70ZM65 8V7H64ZM72 8V7H71ZM67 9V8H66ZM69 9V8H68Z\"/></svg>",
    "mask_w": 264,
    "mask_h": 264
}]
</instances>
